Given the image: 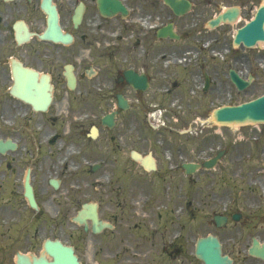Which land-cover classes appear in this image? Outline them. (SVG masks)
Segmentation results:
<instances>
[{
    "label": "flooded vegetation",
    "instance_id": "1",
    "mask_svg": "<svg viewBox=\"0 0 264 264\" xmlns=\"http://www.w3.org/2000/svg\"><path fill=\"white\" fill-rule=\"evenodd\" d=\"M45 2L56 8L61 29L70 37L67 43L50 38L53 30ZM123 2L131 8L130 21L141 17L153 26L170 17V9L161 0ZM221 2L237 12L232 20L213 29L204 27L203 22L208 15L220 11L219 0H195L194 11L184 17L183 28L193 25L198 43L189 48L192 56L185 57L180 66L172 61L180 58L181 51L169 44L159 41L161 45L138 46L135 42L128 67L144 73L148 87L130 88L123 77L125 67L116 68L115 94L128 93L133 108L116 110L120 126L130 125L137 130L138 120H146L157 94L170 105H190L189 112L181 109L166 113L170 117L169 130L176 132V123L186 126V116L202 115L203 96L211 102L219 94V69L224 68L210 55L225 52L226 67L247 71L251 50L258 49V60H263L264 43L261 49L258 45L234 46L233 37L239 26L252 20L264 7V0ZM144 6L149 9L148 14L139 13ZM76 10L80 12L77 21L73 16ZM120 18L119 14L113 19L101 15L97 0H0V264H31L44 251L45 240H59L72 246L83 264H139L140 260L145 261L142 264H202L194 249L203 223L200 210L187 200L193 195L197 201L198 192L187 191V182L193 176L186 175L182 166L188 160L183 142L165 144L171 151L168 160L162 159L157 149L147 148L152 144L139 145L136 137H132L131 143H116L114 150L124 156L105 160L110 164L107 168L100 161L99 170L104 169L93 191L75 190L71 179L62 188L71 173L54 164L51 141L55 139L50 136L64 127L51 130L49 126L57 119L67 120L70 126L74 119H80L84 126V120H100L107 112L108 80L102 69L107 55L106 28L109 20L118 21L119 27L128 20ZM154 37V31H146L150 44ZM208 41L212 43L204 46ZM122 58L128 60L126 54ZM71 75L75 78L74 88L68 87ZM45 76L52 90L50 102L42 108L37 106L42 104L41 97L33 95L32 100L27 99V85L41 86ZM253 76L254 81L259 79L257 73ZM205 77L209 84L203 91ZM165 89L166 94L162 92ZM97 127L99 135L102 129ZM37 129H42L39 134ZM28 133L32 141L28 140ZM43 139L47 142L43 143ZM133 148L142 155L150 152L156 168L147 171L130 158ZM27 173L36 208L28 205L24 193ZM198 177L195 175L194 180ZM53 179L58 181L56 187L51 183ZM84 203H96L95 223L91 210L83 213L81 223L75 220ZM232 215L226 213L227 222L216 234L222 247L228 248L230 264H264L263 259L248 254L253 237L264 243V226L243 214L240 218L244 222L230 221ZM188 217L198 222L188 224Z\"/></svg>",
    "mask_w": 264,
    "mask_h": 264
},
{
    "label": "rangeland",
    "instance_id": "2",
    "mask_svg": "<svg viewBox=\"0 0 264 264\" xmlns=\"http://www.w3.org/2000/svg\"><path fill=\"white\" fill-rule=\"evenodd\" d=\"M219 1L221 2L222 0H219ZM144 11L148 12V10H144ZM172 20H174V19L172 18ZM184 21H185L184 18L181 20H176V25L178 26V28H179V25L184 24ZM124 23H127V22L125 21ZM134 24H135V26H133L131 28V32H133L134 35H138L141 26L136 22ZM117 26H118V21L108 22L107 23V27H108L107 32L110 30L111 31L117 30ZM118 30H119V32H121V28H119ZM179 30H180V32H182L184 29L180 28ZM126 34H128V32H125L123 30L122 35H126ZM106 37H107V34H106ZM129 37H132V36L129 35ZM181 41L182 42L180 44L183 45L186 43V45H187L190 42H194L195 39L188 37V38L181 40ZM124 42H128V40L122 39L121 41L120 40L116 41L114 45L117 48H115L114 50H110L107 53L108 58L106 60V67H103V69L106 71L107 78H108L107 90H109V88H110L109 87L110 86L109 81L111 78V74L114 72V69L117 65V58L123 57L124 56L123 52H126V45ZM259 47L261 49L262 45ZM260 55H261V53H258V49H254V50L250 51L251 63H252L251 68H258V65H257L259 62L258 57H261ZM217 59L219 60V58H217ZM263 59H264V55H263ZM219 65L221 67H223L225 69V71L222 75L223 82H221V81H219V80H221V73H220V69H219V80L217 81L218 82V89H225V90L232 91V97L229 98L228 94H226V92H224L223 94L219 93L218 100H217L218 104L239 102V101H242L243 99H248L252 92H258L259 91L260 86H255V87L247 88L243 92H240V93L237 92L229 84V81L226 77V68H225L226 66H225V64H222L221 62H219ZM258 70L256 72L259 75H261L262 77H264L262 75V74H264V71H262L261 69H258ZM263 79L264 78H262V80ZM161 100L162 99L160 98V96L156 94L154 101L158 102L161 105H165L166 100L165 99H163V101H161ZM107 102L110 103L107 106V109L114 106V99H113L112 95L109 94V92H107ZM202 116H204V114ZM186 120L188 121V124H187L186 133L183 135V139L186 143L187 149H189L191 151L192 148H195V145H196V142L198 139L207 138L204 142H202V145H207L206 147H208V148L205 147L206 148L205 152L203 151L201 156H205L206 154H212L216 148H225L226 152H225L224 157L221 160L222 161L221 164L223 165L222 168L226 167L228 164V166L233 168V170L235 171V175H239V176H244V174H245V177H247L248 172L251 173L252 175H255V173L260 174L261 176L264 175L263 172H261V173L257 172V167H256L258 165L257 159L247 158V156L245 155V151L248 147H253V145L257 146L256 144L252 145V142L254 141L253 136H254V131L257 132L260 129L263 130L261 125H258V127H255V128H253L254 126H252L251 124H248V125L247 124L246 125H229V126H224V125L219 124V125L215 126L214 124L208 122L206 120V118H204V117L201 119V122L197 121L196 123H192L194 119H192V120L186 119ZM86 121L88 123L91 121L94 122V120H86ZM55 122H56L55 124L49 126L51 130H53V128H56L58 126L64 127V130L63 131L58 130L59 136L57 137V140H56V142L54 144V148H53L54 164H57V161H56L57 157L60 158V156L67 155L65 153V151L69 146H71V144L74 145V148H76V150L78 148H81V149H83V151H85L83 158H81V157L79 158L78 156L75 157L74 155H72V156L68 157V160L66 161V164L64 166H60L57 164L59 168L66 169L67 171H69L71 173V175H70L71 178H67L65 180L62 188L67 187V185L69 184L68 182L70 181V179L72 180L73 177L82 176L85 179V185H83L81 183L82 181H80L79 182L80 188L77 190H84V189L90 190V188L93 190V187L90 186L88 181H89V178H91V181L93 183H95V180L97 179L96 177H98V173L97 172L87 173L88 163L89 162L92 163V162L97 161L98 159H101V158H107V159L113 158V156L118 154V152L115 150H110L109 143L121 142V138L124 137V135H126L125 137H129L127 135L136 134L135 131H133V133H131L130 129L126 126L123 127V126L116 125L109 130H103V132L96 139H93L90 141V140H88V138L83 133H81V131H82L81 126L73 124L70 132L68 133V131H67V129H68L67 128V124H68L67 120L57 119V120H55ZM88 123L86 125H88ZM86 125L84 126L85 130L87 128ZM43 128H48V126L44 125ZM79 128H80V130H78ZM42 129H37V133L39 134ZM151 133H154V130ZM257 133H259V132H257ZM177 134L178 135H176V139L178 140L180 134L179 133H177ZM140 137H145V136L139 135L138 138H140ZM28 140L32 141V136L29 133H28ZM59 140H61L60 144L57 143V141H59ZM127 141L130 142L129 139H127ZM105 144H106V151L103 149V146ZM253 156H256V153ZM262 160H264V156L261 155V162H262ZM74 162L77 163V169L75 172H73L71 170ZM222 168L217 167L216 170L214 171V174H221L220 172L222 171ZM223 174H226V173H223ZM203 179H204V181L201 183V188L204 192H212V193H213V191L214 192H223V191L228 192V191H232V190L239 191V192L246 191L247 181L245 179V181L242 182V181H240L239 177H236L234 182L223 180V181H215L212 183L211 182L212 178H210V177L209 178H203ZM206 181H207V184H206ZM211 183H212V185H211ZM251 184H254V183H251ZM256 184L260 190L264 189V187H263L264 184H262V183H256ZM258 188H256V189L258 190ZM218 200H220V197L218 198ZM238 200L240 201V206H239L240 209L242 208L243 211L247 214L249 208L246 206V204H242L243 200H245V196L243 194L238 195ZM206 211H210L209 206L205 207V209L203 210V212H206ZM209 217H210L209 215L203 214V221L207 222V219H209ZM263 224H264V222H263ZM206 229H207L206 227H203V232H206L207 231ZM229 239H232V238H229ZM231 242H232V240H231ZM230 249H232V247H230ZM234 249L235 250L237 249L236 244L234 246Z\"/></svg>",
    "mask_w": 264,
    "mask_h": 264
},
{
    "label": "water",
    "instance_id": "3",
    "mask_svg": "<svg viewBox=\"0 0 264 264\" xmlns=\"http://www.w3.org/2000/svg\"><path fill=\"white\" fill-rule=\"evenodd\" d=\"M167 4L174 10L176 14H181L188 7V2L186 0H165ZM100 9L104 11L107 15L112 14L116 11H122V13H126L124 7L116 0H101L100 1ZM262 15L264 12H260L259 19L254 21L251 24H248L244 28H242L238 33V39H242L246 44H250L254 41L255 38L262 36V30L260 27L262 21ZM261 17V18H260ZM160 34H170L173 35L170 26L167 28H163ZM232 80H234L240 88L244 87L243 83H240V79L233 72L230 73ZM127 81L133 86L143 87L144 81H141L139 78L137 81L136 77L130 73H125ZM32 86L28 87V92L30 91ZM47 88V86H44ZM40 94L41 91L39 90ZM44 95L49 97V93L47 90L44 91ZM45 98V97H44ZM46 99V98H45ZM118 105L125 108L126 102L122 99L121 96L118 95ZM213 118L219 123H238L245 121H264V95L258 96L257 98L244 102L235 106H222L217 108L213 112ZM111 115L104 117L103 122L111 125ZM221 152L210 162L206 163V166L213 165L216 160L220 157ZM27 196L31 202L34 204L32 195L30 191L27 192ZM48 252L52 255V260L48 261L46 258H40L35 262V264H79L75 256L73 255L71 249L67 247L61 246L56 243H47L45 245ZM250 252L255 255H259L264 258V247L262 249H257L252 247ZM197 255L200 258H203L205 264H227L228 262L224 259L227 257H222L220 255L219 244L216 239L212 237L202 238L200 239L197 245Z\"/></svg>",
    "mask_w": 264,
    "mask_h": 264
},
{
    "label": "bare ground",
    "instance_id": "4",
    "mask_svg": "<svg viewBox=\"0 0 264 264\" xmlns=\"http://www.w3.org/2000/svg\"><path fill=\"white\" fill-rule=\"evenodd\" d=\"M72 148H73V147H69V148L67 149V150H68V151H67V154H70V153H71V154H76V153H77V151H75L74 148H73V149H72ZM63 160H64V159H61V160L59 161V163H60V164H63ZM74 165H76V163H75ZM75 169H76V167H73V170H75Z\"/></svg>",
    "mask_w": 264,
    "mask_h": 264
}]
</instances>
